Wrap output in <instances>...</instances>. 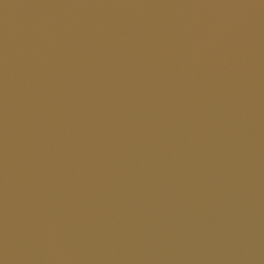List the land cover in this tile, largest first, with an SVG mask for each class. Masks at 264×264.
Wrapping results in <instances>:
<instances>
[{"label":"water","instance_id":"obj_1","mask_svg":"<svg viewBox=\"0 0 264 264\" xmlns=\"http://www.w3.org/2000/svg\"><path fill=\"white\" fill-rule=\"evenodd\" d=\"M0 264H264V0H0Z\"/></svg>","mask_w":264,"mask_h":264}]
</instances>
